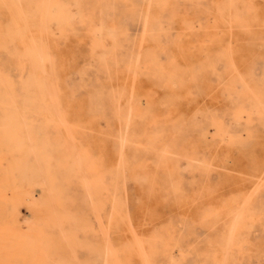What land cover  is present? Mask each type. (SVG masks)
<instances>
[{
    "label": "rangeland",
    "instance_id": "rangeland-1",
    "mask_svg": "<svg viewBox=\"0 0 264 264\" xmlns=\"http://www.w3.org/2000/svg\"><path fill=\"white\" fill-rule=\"evenodd\" d=\"M0 69L17 264H264V0H0Z\"/></svg>",
    "mask_w": 264,
    "mask_h": 264
},
{
    "label": "bare ground",
    "instance_id": "bare-ground-1",
    "mask_svg": "<svg viewBox=\"0 0 264 264\" xmlns=\"http://www.w3.org/2000/svg\"><path fill=\"white\" fill-rule=\"evenodd\" d=\"M81 1V0H80ZM83 1V0H82ZM71 2H73V1H71ZM75 2V1H74ZM77 3V2H76ZM75 3V4H76ZM78 3H80V2H78ZM83 4V3H82ZM75 6V5H74ZM72 9H75V8H72ZM45 13V12H44ZM79 14V13H78ZM50 15H52V14H50ZM55 15V14H54ZM77 15V14H76ZM55 16H57V15H55ZM73 16H74V14H73ZM75 17V16H74ZM73 17V18H74ZM59 18H61L60 16H58V21H60L61 22V19H59ZM76 19V18H75ZM50 20L51 21H53V19H52V17L50 18ZM49 20V21H50ZM76 20H78V19H76ZM50 21V22H51ZM55 21V20H54ZM71 21H74V20H71ZM56 22V21H55ZM77 22V21H76ZM78 23V22H77ZM22 25V24H21ZM56 26V25H55ZM60 26V25H59ZM23 27V26H22ZM55 29H56V27H55ZM59 29H60V27H59ZM109 29V28H108ZM111 30V29H110ZM109 30V31H110ZM100 31V30H99ZM108 31V32H109ZM117 31V30H116ZM95 32V31H94ZM92 33V32H91ZM100 33V32H99ZM52 34H53V32H52ZM101 34V33H100ZM102 36V35H101ZM114 36V35H113ZM103 37H105V36H102L101 38H103ZM103 40H104V38L102 39V42H103ZM96 44V43H95ZM94 44V45H95ZM22 45H23V43H22ZM97 45H98V43H97ZM37 47V46H36ZM95 47V46H94ZM96 47H98V46H96ZM100 47V46H99ZM102 48V47H101ZM105 50H106V47H103ZM25 49V48H24ZM95 49V48H94ZM103 49V50H104ZM98 51V50H97ZM26 52V51H25ZM28 52V51H27ZM50 52V51H49ZM93 52V51H92ZM108 52V50L106 51V53ZM94 53V52H93ZM104 53V52H103ZM105 53V54H106ZM28 54H29V52H28ZM99 54V53H98ZM102 54V53H101ZM105 54H103V55H105ZM106 56V55H105ZM39 66H40V64H38ZM44 71V70H43ZM45 72V71H44ZM45 74V73H44ZM45 76H46V74H45ZM0 82L1 83H3V82H5L6 83V81H5V76L2 74V71H1V69H0ZM51 97V96H50ZM55 107V106H54ZM55 109V108H54ZM58 109V108H57ZM21 114V113H20ZM49 114H51V113H49ZM51 118H52V116H50ZM50 120V119H49ZM51 122V121H50ZM67 124H69L68 122L66 123V125ZM68 127V126H67ZM69 128V127H68ZM71 134V133H70ZM73 139V138H72ZM96 170V169H95ZM36 201V200H35ZM45 202V201H44ZM36 203V202H35ZM40 206V205H39ZM53 206V205H52ZM38 210V209H37ZM34 213V210L33 211H31V213ZM30 213V214H31ZM238 214V213H237ZM20 215V214H19ZM42 217H43V215H41ZM60 216V215H59ZM58 216V217H59ZM17 218H18V216H16ZM16 217H15V212L12 210L10 213H9V219H8V221H9V223H10V225H11V233H12V235H13V237H14V242H13V244H10V242L8 241V238L5 236V232L3 231V233L1 232L0 233V264H8L7 262H6V256H8L11 260H13V261H11L12 262V264H17L19 261H18V253H17V242H16V239L18 238V235H17V232H16V226H17V224L15 225V219H16ZM30 217H32V216H30ZM30 217H28V218H30ZM24 220V219H23ZM19 222H20V220H18ZM17 221V222H18ZM30 221V220H29ZM26 223H27V220L25 221ZM31 223H32V221H31ZM30 223V224H31ZM28 224V223H27ZM19 225H20V223H19ZM21 227H24V226H22V225H20ZM30 226V225H29ZM8 241V242H7ZM27 243V242H26ZM25 243V244H26ZM230 244V243H229ZM228 247H229V245H228ZM229 259V258H228ZM78 262V261H77ZM227 264V263H226Z\"/></svg>",
    "mask_w": 264,
    "mask_h": 264
}]
</instances>
